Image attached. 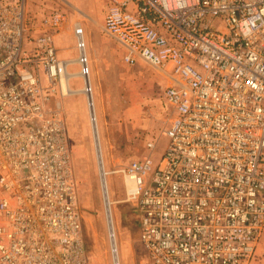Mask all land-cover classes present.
<instances>
[{
	"label": "built area",
	"instance_id": "1",
	"mask_svg": "<svg viewBox=\"0 0 264 264\" xmlns=\"http://www.w3.org/2000/svg\"><path fill=\"white\" fill-rule=\"evenodd\" d=\"M65 20L29 37L27 0H0V264H91L58 99ZM104 28L170 79L163 155L121 171L147 264H264V0H110Z\"/></svg>",
	"mask_w": 264,
	"mask_h": 264
},
{
	"label": "rangeland",
	"instance_id": "2",
	"mask_svg": "<svg viewBox=\"0 0 264 264\" xmlns=\"http://www.w3.org/2000/svg\"><path fill=\"white\" fill-rule=\"evenodd\" d=\"M109 1L28 0L29 37H36L40 33V17L49 14V11L59 9L67 17L56 40L62 36L67 48L65 56L58 54V58L66 64V71L74 74L68 84L75 92L71 94L63 88L64 94L62 96L61 89L58 99L69 126L74 167L79 181L84 241L91 264H113L91 106L84 91L81 65L79 61H74L80 54L75 26L83 24L86 27L89 24L97 33L95 40L89 39L87 42L91 60L90 78L93 77L95 105L108 142L107 161L110 164L107 170L116 172L108 180L110 198L119 202L113 205L112 211L120 262L147 264L139 239V216L128 201L131 184L124 179L121 171L131 161L146 155V144L152 136L163 137V131L172 117V110L164 101L168 82L161 72L144 62L131 67L123 61V47L103 30ZM165 145L166 139L158 142L153 155L155 160H158ZM256 264L263 263L259 261Z\"/></svg>",
	"mask_w": 264,
	"mask_h": 264
},
{
	"label": "bare ground",
	"instance_id": "3",
	"mask_svg": "<svg viewBox=\"0 0 264 264\" xmlns=\"http://www.w3.org/2000/svg\"><path fill=\"white\" fill-rule=\"evenodd\" d=\"M84 53V51L82 52ZM89 54V53H88ZM90 61V59H88ZM79 61L78 59L76 62ZM81 62V61H80ZM74 74L69 73L66 71V64L62 63L61 64V80H62V88H64L68 93H73L74 90L71 91L69 88L68 81L69 79L73 76ZM88 83V84H87ZM86 84L88 87H92V80L90 76L86 77ZM87 86L85 88V93L87 94L89 98V102H91V121H92V127L94 130V136H95V143H96V150H97V155H98V163H99V169H100V177H101V183H102V189H103V196H104V206H105V211H106V216H107V227H108V232L111 240V247L113 251L114 258L117 262H120V257H119V248H118V241H117V234L115 230V219L112 211V207L115 204H118V201H113L110 198V191H109V180L108 177L116 172H110L107 170L108 165L110 164L107 161V155H108V148H107V140L105 137V130H104V125L99 119V115L96 109L95 105V98H94V92L89 91L87 89ZM63 89V90H64ZM64 90V91H65ZM131 188V187H130Z\"/></svg>",
	"mask_w": 264,
	"mask_h": 264
},
{
	"label": "crops",
	"instance_id": "4",
	"mask_svg": "<svg viewBox=\"0 0 264 264\" xmlns=\"http://www.w3.org/2000/svg\"><path fill=\"white\" fill-rule=\"evenodd\" d=\"M54 11H59V12H61L59 9H54V10H52V11H49V14L50 13H52V12H54ZM64 14V13H63ZM48 15V14H47ZM65 15V14H64ZM44 16H46V15H44ZM43 15L40 17V22H41V20H42V18L44 17ZM27 19H28V0H27ZM66 20H67V17H66ZM66 20H65V22H66ZM40 22H39V26H38V30L40 31V33L42 32V29H40ZM65 22H63V24L65 23ZM62 24V25H63ZM29 25V24H28ZM81 26H82V28L84 29V32H85V41H86V44H87V55H88V58H89V54H88V41H89V39H92V40H95L96 39V32L94 31V29L91 27V25H86V27L85 26H83V24H81ZM62 27V26H61ZM61 29V28H60ZM60 29H59V31H60ZM103 30H104V32H105V28L103 27ZM58 31V32H59ZM58 32L55 34V46H56V50H57V54H63V56H65V53H66V51L65 50H67V48H66V46H65V44L63 43V41H62V36H59L58 37V39L56 40V37H57V35H58ZM106 33V32H105ZM29 34V33H28ZM107 34V33H106ZM89 35H90V37H89ZM108 35V34H107ZM72 37V36H71ZM73 39V38H72ZM116 41V40H115ZM117 42V41H116ZM118 43V42H117ZM121 47H123L120 43H118ZM58 48V49H57ZM73 48H74V40H73ZM78 48V47H77ZM58 50H59V52H58ZM123 50H124V54H123V61L125 62V60H124V55H125V49H124V47H123ZM77 59H75L74 61H76ZM140 62H143V61H140ZM139 62V63H140ZM126 63V62H125ZM139 63L137 64V65H135V66H131V65H129V64H127L128 66H131V67H136V66H138L139 65ZM145 63V62H144ZM147 64V63H146ZM149 65V64H148ZM151 66V65H150ZM153 67V66H152ZM90 68H91V60H90ZM155 68V67H154ZM159 72H161L162 73V75L165 77V79L167 80V82H168V85L170 84V79H169V77L161 70V69H158V68H156ZM91 80H92V84H93V77H91ZM92 86V85H91ZM165 92V91H164ZM164 101H165V103L167 104V102H166V100H165V98H164ZM103 123V122H102ZM166 128H167V126H166ZM166 128L164 129V131L166 130ZM164 131H163V134H162V136L163 137H159V136H157V137H151V139H149V142L146 144V155H154V152H155V150L157 149V146H158V142H160V141H162V140H164V139H166V145L164 146V149L162 150V152H161V154H160V157H161V155H163V153H164V151H165V149H166V147H167V144H168V139H167V137L165 136V134H164ZM155 143V145H156V148H155V150H150L149 148H148V144L149 143ZM146 155H144V156H146ZM143 158V157H142ZM154 158V157H153ZM140 159V158H139ZM159 159V158H158Z\"/></svg>",
	"mask_w": 264,
	"mask_h": 264
}]
</instances>
